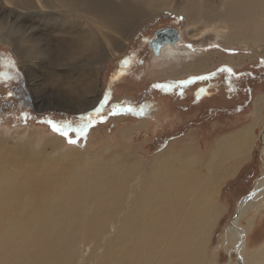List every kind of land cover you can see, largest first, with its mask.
Segmentation results:
<instances>
[{
	"label": "bare ground",
	"instance_id": "6f19581e",
	"mask_svg": "<svg viewBox=\"0 0 264 264\" xmlns=\"http://www.w3.org/2000/svg\"><path fill=\"white\" fill-rule=\"evenodd\" d=\"M176 2L75 0L72 4L69 0H44L41 9L28 11L38 19H60L66 26L73 23V19L76 24L82 25L80 20L84 19L100 36V44H97L90 37L77 39V31L76 37L64 49L65 56L75 58L68 64L70 70L74 65H77L74 73L83 70L82 74H78L81 77L79 82L83 84L75 89V93H79L84 100L70 107L69 103L54 100L52 95L48 100L42 92L43 104L53 108L58 106L65 112L90 110L96 103L92 93L95 86L88 85L87 74L96 75L99 69L97 65L104 48V38L107 35L111 38V46L106 45L104 49L107 53L124 51L137 31L139 22L152 13L184 15L190 20L191 26L200 24L194 26L197 32L195 37L208 34L207 40L213 33L230 47L254 42L260 37L258 34L264 33V0H220L217 6H209L207 0H184L182 5ZM63 5L67 10L56 11ZM23 21L20 19L19 23ZM30 26L42 27L34 23ZM26 28V31L33 33L34 28ZM1 29L0 42L11 45L20 63L26 67L25 70L35 69L34 63L31 64L27 59H33L36 64L38 54L43 53V57L54 61V55H46L45 44L33 46L31 36H17L14 39L6 31L2 33ZM178 32L182 41V33ZM181 41L164 43L161 54L153 58L161 65H169L168 76H185L209 70L211 55L188 49ZM247 47L244 45V48ZM62 49L57 48V51L62 52ZM225 59L232 65H239L241 62L237 61L242 57L228 56ZM30 81L34 83V80ZM41 97L38 96L40 100ZM255 104L257 114L254 121L246 128L217 140L208 152H202L195 139L190 138L189 143L175 141L146 163L141 157L130 156V149L124 145L128 140V131H123L115 145L109 144L94 155L88 154L97 145L90 143L82 151L74 148L66 150L64 142L59 141L55 148L61 153L50 161V168L47 164L35 167L32 165L35 162H26L9 170L0 160V217L7 213H22L17 219L11 217L5 229L0 225V264H38L34 253L41 246L37 236L41 226L34 220L31 223L27 221L26 214H31L33 219L42 214L44 226L52 227L59 233V251L63 260L68 262L74 247H79L83 240L91 239V234L104 230L109 218L107 212L116 204L123 205L127 197L128 212L126 215L125 211L119 214L122 206L118 207L116 221L120 226H113L115 236L108 242V246L113 249L105 252V257L96 264H110L111 259L117 264H205L208 244L222 213L216 207L223 184L219 175L231 167L230 163L240 162L252 153L256 140L255 128L264 108V96L256 100ZM38 133L32 134L29 141H37ZM103 137L99 136L98 142H102ZM24 148L25 144H22L23 151ZM76 158L81 161L75 162ZM62 162L70 167L73 165V168L69 167L65 171ZM237 169L238 165H234L231 174L235 175ZM142 171L144 174L137 178V173ZM139 180L143 186L141 192L134 188L136 182L140 183ZM130 184H133L132 189ZM259 195H264V174L250 199L246 197L240 202L241 215L228 228V238L234 246L228 253L231 258L233 254L237 255L238 264H245L243 252L247 247V242L243 243V231L237 228L238 222L254 207ZM22 217L24 220L19 221ZM164 238H168L167 242ZM151 239L153 248L141 255V247L149 246ZM14 240L19 241L18 253L9 246ZM227 264H233L232 260Z\"/></svg>",
	"mask_w": 264,
	"mask_h": 264
},
{
	"label": "rangeland",
	"instance_id": "374dc122",
	"mask_svg": "<svg viewBox=\"0 0 264 264\" xmlns=\"http://www.w3.org/2000/svg\"><path fill=\"white\" fill-rule=\"evenodd\" d=\"M43 1L0 0V29L2 28V33L8 32L14 39L17 36L23 38L31 36L34 41L33 46L34 44L38 46L45 44L46 55H54V61L43 57V53L38 54L39 63L37 60H35L37 62L35 64L33 59L32 61L31 58L27 59L31 64L34 63L35 72L42 77L38 85L39 89L44 92L43 96L48 97V100L54 97V100L69 103L72 107L84 100L79 93H75V89L83 84L79 82L81 77L78 75L82 74L83 70L74 73L77 65H74V68L70 70L68 64L75 58L65 56L64 49L76 37L77 31L79 35L77 39L90 37L97 44H100V36L91 29L84 19L80 20L83 24L78 25L72 17L73 23H68L66 26L60 19L43 17L38 19L31 16L28 11L41 9ZM62 1L67 2V0ZM219 1L207 0V4L217 6L220 4ZM69 2L74 4L75 0H69ZM181 2L184 0H177L176 3L182 5ZM63 6L65 8H58L59 10L56 11L67 10L66 6ZM175 15L177 14L158 12L145 17L139 22V27L133 34V40L128 41L129 44L132 43L131 45H134L135 48L141 40L146 42L148 39L146 37H150L155 30L176 28L182 33L181 43L184 47L211 55L209 70L171 77L167 73L169 65H161L154 59L150 62L148 56H145L140 59L146 62L143 66L138 67V74L127 77L117 76L110 83L109 71L118 67V62L115 59L118 60L116 56L122 52L107 53L104 51L106 45H110L111 40L107 35L104 38L105 44L98 60L97 68L99 67V69H97L96 75L87 74L88 85L94 84L95 86L92 93L96 103L93 107L86 112H65L62 108L55 106V112L46 114L45 118L32 119L27 112L1 117L0 160L3 161L4 166L13 170L18 167L19 163L35 162L32 164L35 167L47 164L50 168V161L61 153L55 148L59 141L64 142L66 150L74 148L80 151L92 143L97 147L92 148L88 155H94L109 144L115 145L116 141L121 139L120 134L123 131H128V140L124 142V145L130 149V156L141 157L144 162L149 163L175 141L182 140V143H189L190 138L195 139L202 152H208L217 140L246 128L254 121L257 114L255 101L259 98L263 99L264 96V33L258 34L260 37L256 38L254 42L238 43L230 47L221 42V39H218L219 37L213 33H210L211 37L207 40L208 34L195 37L194 34L197 32H195L196 27L194 26L200 24L191 26L190 20L186 16L182 15L184 18H179ZM20 19L24 21L19 23ZM77 20L79 21V19ZM26 23L39 24L42 27H32ZM23 26L34 28L33 33L26 31L27 28L24 29ZM140 34H143V37L139 42ZM226 35L228 36L229 33ZM244 45H248V47L244 48ZM55 47L56 51H54ZM139 47L142 48L143 45L140 44ZM57 48H63L62 52H58ZM11 50L14 52L11 45L0 42V56L20 62L18 56L15 54L17 57H14ZM41 50L44 52L43 48ZM228 56L242 57L237 61L241 64L232 65L229 60L225 59ZM34 70L30 73L33 74ZM212 74L215 76H211ZM192 75L211 78L199 82L195 86H189L185 90V96L179 99L163 98L160 94H154L139 100L141 92L148 89L153 83L171 81V83L177 84L180 81L178 79H187ZM138 76L142 77L140 81H136ZM114 112H116L115 115H113ZM46 118L53 119L55 125L59 127V131H54L52 126L45 121ZM37 131L39 132L38 140L29 141L32 134L35 135ZM60 132L64 134L61 135ZM263 135L264 108L261 111V119L255 128L256 140L252 153L240 162L230 163L231 167L219 175L223 184L216 207L222 213L208 244L205 264H227L231 260L233 264H238L236 262L237 255L233 254L231 258L228 253L234 249L233 242L228 238V228L239 211L240 202L253 191L264 174V147L261 142ZM99 136H104L102 142L99 141L100 144L97 140ZM69 140H73L75 143H69ZM22 144H25L24 151L21 149ZM79 161L81 160L75 159V162ZM61 164H64L65 171L70 167L67 163L62 162ZM234 165H238V169L236 174L232 175L231 171ZM70 168H73V165ZM143 174L144 171L139 172L136 177L139 178ZM139 182L134 184V188L141 192L140 189L143 186L140 180ZM132 185L130 184V189H132ZM128 201L127 197L123 205L116 204L107 212L109 218L106 220L104 230L91 234V239L83 240L79 243L81 244L79 247H74V252L68 262L63 260L62 253L59 251V233L52 227L44 226L42 214L34 219L31 214H26L27 221L31 223L34 220L38 222L37 225L41 226L37 235L40 238L41 246L34 253L37 263L96 264L100 262L105 257V252H111L113 249L108 246V242L115 236L113 226L117 228L120 226V223L118 224L116 221L118 207L122 206L119 214L125 211L124 215H126ZM130 206L131 204H129ZM18 216L21 217L22 213L20 215L7 213L4 217H0V223H3L0 224L2 229L7 227L11 217L17 219ZM21 220L24 218H19V221ZM237 228L244 233L243 243L247 242V247L243 252L244 263H264V195L257 196L256 204L239 220ZM164 239L167 242L168 238ZM161 240L163 243V238ZM9 246L11 250L13 248L18 253L19 241L14 240ZM152 248L153 240L151 239L149 246L141 247V255ZM110 264L117 263L111 259Z\"/></svg>",
	"mask_w": 264,
	"mask_h": 264
},
{
	"label": "flooded vegetation",
	"instance_id": "af4514ba",
	"mask_svg": "<svg viewBox=\"0 0 264 264\" xmlns=\"http://www.w3.org/2000/svg\"><path fill=\"white\" fill-rule=\"evenodd\" d=\"M157 31H159V29L155 30L150 37H146L148 38L146 42L141 40L144 33L139 35V42L141 40L139 45L142 44V48H140L139 45L134 48V45L132 46L130 42L131 44L127 45V48L116 56L118 60L115 59V61L118 62V67L114 68L113 71H109L110 83H112L117 76L127 77L138 74V67L143 66L146 62L140 60L141 58L148 56L150 62H152L155 56L157 57L161 54L164 46L163 41L158 42L154 47H150L152 38ZM11 52L14 57H17L12 50ZM25 69L26 67H23L19 61L15 62L10 58L0 56V118L5 115H16L19 112L29 113L32 119L37 117L45 118L46 114L55 112V108L48 104H43L44 100L43 97H41L42 91L41 89H37L39 88L38 85L42 77H40L39 74L37 75L35 71L31 74L30 71ZM211 76H215V74ZM209 78L211 77L192 75L187 79H178L180 81H178L177 84L171 83V81L166 83L156 82L148 89H144L141 92L139 100L141 101L154 94H160L163 98L172 97L179 99L185 96V90L188 89L189 86H195L199 82L209 80ZM31 79L34 80V83L30 81ZM141 79L142 77L138 76L136 81H140ZM38 96H40L42 100H40ZM47 116L49 117V115ZM45 121L49 125L55 124L54 120L51 118H46ZM57 128L59 129V127Z\"/></svg>",
	"mask_w": 264,
	"mask_h": 264
},
{
	"label": "water",
	"instance_id": "95a60500",
	"mask_svg": "<svg viewBox=\"0 0 264 264\" xmlns=\"http://www.w3.org/2000/svg\"><path fill=\"white\" fill-rule=\"evenodd\" d=\"M175 16H177L179 18H184L182 15H175ZM161 41H163V44L164 43H171V44L178 43V42L181 41L180 34H179L178 30L175 29V28H165V29H161V30H159V31H157L155 33V35L152 38V41L150 43V47H154L158 42H161ZM158 55H159V53H158ZM263 139H264V135L262 136V139H261V142H262L263 147H264V140ZM258 182H257V184H258ZM257 184H256L255 188L253 189V191L248 196H246L247 199H250V197L253 195V193L257 190ZM240 215H241V213H240V211H238L237 214H236V216H235V218H234V220L236 218H238Z\"/></svg>",
	"mask_w": 264,
	"mask_h": 264
},
{
	"label": "snow or ice",
	"instance_id": "6c2138e0",
	"mask_svg": "<svg viewBox=\"0 0 264 264\" xmlns=\"http://www.w3.org/2000/svg\"><path fill=\"white\" fill-rule=\"evenodd\" d=\"M115 114H116V112L113 113V115H115ZM51 126H52L54 131H59V129L57 128V126L55 124H52ZM60 134L63 135L64 133L60 132ZM69 143H75V141L69 140Z\"/></svg>",
	"mask_w": 264,
	"mask_h": 264
},
{
	"label": "trees",
	"instance_id": "16d2710c",
	"mask_svg": "<svg viewBox=\"0 0 264 264\" xmlns=\"http://www.w3.org/2000/svg\"><path fill=\"white\" fill-rule=\"evenodd\" d=\"M84 118V117H83Z\"/></svg>",
	"mask_w": 264,
	"mask_h": 264
}]
</instances>
